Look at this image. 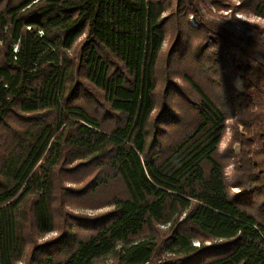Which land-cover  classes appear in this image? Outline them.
<instances>
[{"label": "trees", "instance_id": "1", "mask_svg": "<svg viewBox=\"0 0 264 264\" xmlns=\"http://www.w3.org/2000/svg\"><path fill=\"white\" fill-rule=\"evenodd\" d=\"M189 3L188 12L198 18L195 2ZM0 5V264L23 261L31 241L25 234L29 217L39 234L54 230L55 172L85 158L106 162L127 195L115 198L109 213L82 219L91 232L67 255L58 258L53 245L42 246L46 255L33 257V264H98L107 256L119 264H147L160 247L156 223L171 225L166 252L188 254L196 250L194 239L217 240L197 264H264V200L252 206L246 196L253 190L237 196L228 190L216 156L228 112L191 74L185 80L198 98L194 128L165 156L149 146L156 65L166 36L163 0H0ZM239 5L264 18V0ZM84 33L87 78L111 109L126 116L110 129L67 97L73 68L64 52ZM235 67L246 92L233 89L227 97L237 103L240 117L249 111L251 118L250 70L238 62ZM260 173L256 180L263 185L254 193L264 197V170Z\"/></svg>", "mask_w": 264, "mask_h": 264}, {"label": "rangeland", "instance_id": "2", "mask_svg": "<svg viewBox=\"0 0 264 264\" xmlns=\"http://www.w3.org/2000/svg\"><path fill=\"white\" fill-rule=\"evenodd\" d=\"M163 1L167 5L163 14L166 36L156 65L155 109L147 126L149 146L153 152L165 156V152L169 154L176 150L181 136L194 128V107L198 98L185 80V74H191L226 106L228 112L226 129L216 153L225 168L228 190L235 196L253 190L246 196V202L252 206L262 204L263 195L254 192L263 185L256 178L264 170V141L261 139L264 136V18L240 9L241 0H193V6L199 11L198 18L188 12L191 10L189 0ZM86 40L84 33L70 50L64 52L69 69L73 68L67 97L86 107L110 129L124 123L126 116L111 109L104 93L87 78L82 57ZM3 50L0 42V61ZM112 61L122 70L119 62ZM237 62L250 70L248 78L255 95L251 118L249 111L240 117L237 103L227 97L233 89L243 95L246 92L247 84L235 67ZM20 128L23 132L24 126ZM112 175L106 162L90 158L76 159L57 168L52 207L55 228L39 234L29 217L25 234L31 241L19 264H33V257L45 256L42 246L53 245V254L63 257L76 247L79 239L87 237L91 231L82 219L109 213L114 209L111 202L127 195L121 177L111 178ZM184 217L185 214L177 217V224ZM182 225L183 229L188 227V224ZM170 226V223L154 225L153 233L160 247L152 262L147 264H197L201 254L212 252L211 248L218 243L202 237V240H193L196 250L192 253L166 252L164 247L172 237ZM98 264L119 263L113 256H107Z\"/></svg>", "mask_w": 264, "mask_h": 264}]
</instances>
